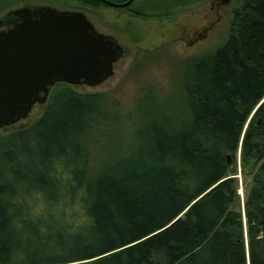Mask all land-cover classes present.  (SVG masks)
<instances>
[{"label":"trees","instance_id":"1","mask_svg":"<svg viewBox=\"0 0 264 264\" xmlns=\"http://www.w3.org/2000/svg\"><path fill=\"white\" fill-rule=\"evenodd\" d=\"M180 86L122 116L106 95L58 83L37 120L0 136V264H264V0H242L227 40ZM101 129L129 153L89 174ZM237 151L251 176L242 213Z\"/></svg>","mask_w":264,"mask_h":264},{"label":"rangeland","instance_id":"2","mask_svg":"<svg viewBox=\"0 0 264 264\" xmlns=\"http://www.w3.org/2000/svg\"><path fill=\"white\" fill-rule=\"evenodd\" d=\"M111 1L116 4V0ZM241 3L242 0H227L224 4H215L214 0H133L131 5L123 8H93L75 0H0V6L10 4L0 12V17L9 10L24 6L81 12L95 31L114 39L125 54L114 65L112 77L99 86L71 89L80 94L106 95L105 111L111 114L120 111L124 116L131 114L136 101L145 97L150 102L163 103L182 96L178 92L183 71L224 44L234 13ZM42 109L43 105H35L24 120L0 130V136L30 125L37 120ZM132 125L135 127V121L129 124L125 119L120 141H127L126 146L132 145L128 138L133 135ZM103 132L98 130L89 138L87 147L92 153L90 160L94 161L95 168L89 174L99 173L103 165L129 153L125 147L114 154V145L103 143L107 142L105 137L100 140L96 137ZM248 171L242 168L237 151L232 178L236 180L241 213L251 179L243 172Z\"/></svg>","mask_w":264,"mask_h":264},{"label":"water","instance_id":"3","mask_svg":"<svg viewBox=\"0 0 264 264\" xmlns=\"http://www.w3.org/2000/svg\"><path fill=\"white\" fill-rule=\"evenodd\" d=\"M99 1L123 8L133 0ZM124 54L114 39L95 31L81 12L45 6L5 12L0 17V130L24 120L35 105H43L55 84L99 86L112 77ZM230 160L225 154L226 165Z\"/></svg>","mask_w":264,"mask_h":264},{"label":"flooded vegetation","instance_id":"4","mask_svg":"<svg viewBox=\"0 0 264 264\" xmlns=\"http://www.w3.org/2000/svg\"><path fill=\"white\" fill-rule=\"evenodd\" d=\"M227 2V0H214V3L215 4H218V3H220V4H224V3H226ZM132 3V2H131ZM130 3V4H131ZM207 29H205V31H206Z\"/></svg>","mask_w":264,"mask_h":264}]
</instances>
